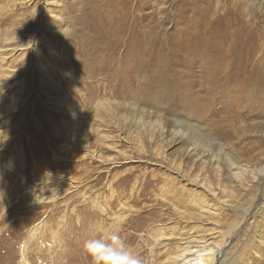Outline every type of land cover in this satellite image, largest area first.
<instances>
[{
	"label": "rangeland",
	"instance_id": "rangeland-1",
	"mask_svg": "<svg viewBox=\"0 0 264 264\" xmlns=\"http://www.w3.org/2000/svg\"><path fill=\"white\" fill-rule=\"evenodd\" d=\"M89 1L50 0L48 5L46 0H0V20L5 21L0 22V35L20 34L27 25L35 34L29 46L19 44L21 40H0L1 52H7L0 57L5 71L0 78V264H21V256L23 264H91L84 244L101 227L118 228L141 264H168L177 250L188 245L198 249L195 236L213 241L216 247L224 242L226 250L244 245L252 263H256L250 254L255 248L256 264H264L261 218V244L245 230L237 240L218 237L224 234V225L241 222L235 207L246 204V209L253 202L264 206V175L235 181L219 154L221 145L236 166L249 170L264 160L258 154L264 152V85L252 87L244 103L240 99L231 107H224L227 92L222 100L213 92L200 93L205 103L200 121L188 117L190 110L174 108L162 95L150 109L145 107L149 115L140 123L124 121L120 114V127L112 126L116 118L102 124L101 110L83 104L77 92L83 90L87 65L94 59L89 50L93 37L76 23L78 16L91 9ZM122 1L129 14H147L144 24L149 31L158 27L162 39L168 38L163 50L173 51L175 59L180 56L177 61L184 62H164L172 73L188 64L173 45L222 43L227 38L248 50L257 43V34L264 39V0ZM72 24L77 27L72 29ZM191 26L195 35L176 36ZM222 30L219 39L216 34ZM234 31L237 38L228 37ZM36 57L49 60L42 67L53 78L57 94L28 72L29 61ZM66 57L71 61L69 75L65 71L57 76L55 68ZM192 61L198 71L202 59ZM260 71L264 73V68ZM132 108L137 110L139 104L133 103ZM201 139L204 144L210 140L208 152L196 147ZM231 186H236L235 191ZM204 212L211 215L200 219ZM194 257L189 254L184 262Z\"/></svg>",
	"mask_w": 264,
	"mask_h": 264
},
{
	"label": "bare ground",
	"instance_id": "bare-ground-1",
	"mask_svg": "<svg viewBox=\"0 0 264 264\" xmlns=\"http://www.w3.org/2000/svg\"><path fill=\"white\" fill-rule=\"evenodd\" d=\"M46 2L48 5L51 4L50 0H46ZM89 2L90 3H88V5L92 4L91 9H88V13L78 16V20L80 21L77 20L76 23L78 26H81L82 29L86 30L92 35L94 43H91L89 50L94 54V59L89 61V64L87 65V69L84 74L85 82L83 87H80L83 88V90L77 92L81 93L79 96L83 104H90V106L94 105V108H98L99 112L101 110L102 120H100L102 121V124L108 120L115 121V118L117 122L112 123V126L120 127V124H118L120 121H129V119H133L134 121H138L140 123L149 115L145 107L147 108L150 104L153 105V102L155 103L156 98H160L162 95L167 99V101H171L170 103L173 104L174 108L179 110L182 109V111L190 110L192 114L188 117L195 118L197 120L199 119L200 121L202 109L205 107V103L203 101L204 96L202 98L200 93L208 94L209 92H213L215 96H218L219 100H222L221 97L224 96V92H227L230 96H224V107H231V105L237 104L240 99L244 103L246 98L243 97L248 93L249 90L252 91L253 88H258L261 87V85H264V73H261L260 71V69L264 68V60L262 59L264 58V39L262 34L259 35L256 33L258 35L257 43H255L254 46H251V49H248L252 53H250L248 50H244L245 47L243 45L233 42L234 39H232V43H229V41L226 40L227 38L222 43L211 40L216 43H195L182 46L180 44L173 45L174 48H177L179 51H181V53H183L184 57L182 59L188 64L185 66L184 70L180 71L179 69V71L175 70L173 71L174 73H172V69L166 67L164 62L166 63L168 60L172 59L176 64L184 62L181 60L178 62L177 60L180 58V56H178L179 58L176 57L177 59H175V55L173 56L172 53L173 51L168 53L164 51L167 48V44L164 42L168 40V38L162 39L163 36L158 27H156L154 31H149V28L147 29L148 26L144 24V22L148 19V16H146L147 14H129L128 6L125 2L123 3L122 0H90ZM2 21L3 20H0V22ZM73 27L75 28L77 26L72 24L71 28L73 29ZM21 28V32L19 31L20 34L9 35V33H4L0 35L4 36L0 39L1 42L5 43L12 40H21L18 42L19 44L23 43V45L27 44L29 46V44L32 42V35L35 34L33 33V30L28 27V25L27 27L22 26ZM224 31L225 30H222L221 33L219 32L216 34V37L219 39L222 38ZM13 32L14 31H12V33ZM196 33V29L191 26L187 29H184L183 31H177L176 36H193ZM236 33L237 31L231 32L228 34V37L234 38L236 36L237 38L238 34ZM174 36L175 35L172 37ZM159 43L162 44L158 46ZM197 45L202 46L203 49H199ZM193 46H195L196 49ZM122 48L125 49V51L121 53L120 50ZM163 48L165 49L163 50ZM181 48L184 49L185 53ZM197 50H199V52ZM6 53V51H2L0 53V57ZM49 53L52 54V51L49 50ZM38 56L41 57L42 54L39 52ZM53 57L59 56L53 55L52 58ZM253 57L254 61L252 60ZM192 58L195 62L202 59L198 71L192 66ZM66 59L67 60L62 61V64L61 61L58 62V66L55 68V74L57 76L61 75L62 72L65 71L67 73V63L70 64L71 61L69 60V57H66ZM46 63L48 64L49 60L44 61L41 60V58L36 57L32 63L29 61V66L27 65V69L28 72L35 76L36 80H38L43 85V87H48L52 89V92L56 93L58 89L52 80L53 78L51 79L46 74L45 69L42 67ZM181 67H184L183 64ZM67 74L69 75V73ZM174 74H177V76ZM3 76H5V71L0 66V78ZM229 76L234 77L230 78ZM71 78L73 80L74 76ZM56 79L58 80V78ZM227 84L232 85V87L228 89V86H226ZM233 86L235 87L233 88ZM40 92L42 93L41 90ZM254 93L257 94L255 91ZM100 98L103 100L102 102L94 103ZM63 100L62 102H64ZM133 103L139 104V108L137 110L132 108ZM142 107H144V109ZM148 109L150 108L148 107ZM120 114H122V120L117 119V115ZM89 118H93L92 115H90ZM87 125L89 127L90 123ZM183 127L188 128L186 126ZM222 136L223 135H220V137ZM218 137L219 136H217V138ZM196 140L198 141L199 139L196 138ZM202 140L203 142H201ZM17 141L19 142V140ZM201 141L196 142L198 144L196 147L201 148L202 153L208 152L210 150V146L208 144L210 140L209 142H205L206 144H204V139H201ZM259 143L263 144L262 141H259ZM219 148V154L224 156L226 167L228 166L231 172L230 175L232 179H235V181L238 180L241 182V180H246L248 177L256 180L258 176L264 175V160L261 161L262 163H260V166L257 169L249 170L245 167L243 169V165L236 166L233 163L234 159L225 153L221 145H219ZM258 154L264 155V152L262 153V151H259ZM56 159L57 158L55 157V160ZM235 160L238 162L239 159ZM203 184L204 183L202 182L199 187H202ZM235 187L236 186H231V191H235ZM203 188L202 189L205 191V187ZM261 195L262 198L260 196V199H263V193H261ZM245 205L234 208V211L238 212L237 214L239 215V218H241V222L233 221L232 223L224 225L223 228H225V232L223 235H219L218 237L223 236V238L226 237L229 239L234 236V238L237 240L241 237V232L245 230L250 239L256 238L255 241H258V243L261 244L262 241L260 238L263 231L260 233V225L258 220L261 218L264 221V206L263 204L258 205V202H253L251 207H245L246 209H244L243 206ZM206 215L211 214L209 212H204L199 215V218H205L207 217ZM247 235L244 237H247ZM194 239L195 241L193 242L198 244V249L195 247V250H193L190 245H188V247L184 249L177 250V252H175V254L169 259L168 264H256L259 261L256 251H254L255 248L253 249L252 253H250L255 255L253 258H255L254 260L256 263H252V260L249 258L250 256H248V251L244 250V245H238L237 247L232 248L233 250H226L224 242L221 246L216 247L213 241L208 243L209 240H206L205 238H199L195 236ZM189 254H194L195 257L192 262L185 263L184 259Z\"/></svg>",
	"mask_w": 264,
	"mask_h": 264
},
{
	"label": "clouds",
	"instance_id": "clouds-1",
	"mask_svg": "<svg viewBox=\"0 0 264 264\" xmlns=\"http://www.w3.org/2000/svg\"><path fill=\"white\" fill-rule=\"evenodd\" d=\"M99 234L87 240L84 251L91 264H141L131 246L119 234V229L101 227ZM24 257L21 256V264Z\"/></svg>",
	"mask_w": 264,
	"mask_h": 264
}]
</instances>
